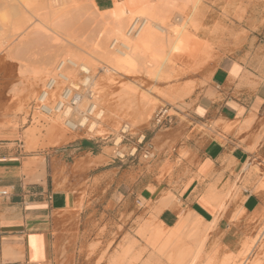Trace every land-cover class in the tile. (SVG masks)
I'll return each mask as SVG.
<instances>
[{
	"label": "crops",
	"instance_id": "0c3cea01",
	"mask_svg": "<svg viewBox=\"0 0 264 264\" xmlns=\"http://www.w3.org/2000/svg\"><path fill=\"white\" fill-rule=\"evenodd\" d=\"M90 1L100 11L112 10L116 2ZM263 30L256 34L264 36ZM250 41V51L216 62L205 86L187 102L184 120H176L157 140L162 150L175 146L174 154L162 153L160 163H180L161 182L113 168L72 181L70 190H57L53 174L68 157L77 150L82 151L78 159L99 156L91 140L59 157L44 156L26 151L29 133L19 121L0 118V264H57L61 251L69 264H140L151 250V233L175 229L187 211L207 226L214 213L200 198L211 185L221 194L233 190L239 177L234 194L240 197L218 222V240L233 239L230 232L245 226L243 220L232 221L238 208L247 218H260L264 190H256L254 169L264 168V40L255 48L258 38ZM182 152L189 158H181ZM168 196L173 197L170 206L158 211ZM107 211L114 212L113 219H106ZM94 238L102 249L91 252L87 248ZM113 239L110 249H103ZM138 252H143L139 262Z\"/></svg>",
	"mask_w": 264,
	"mask_h": 264
},
{
	"label": "bare ground",
	"instance_id": "6f19581e",
	"mask_svg": "<svg viewBox=\"0 0 264 264\" xmlns=\"http://www.w3.org/2000/svg\"><path fill=\"white\" fill-rule=\"evenodd\" d=\"M75 1L0 0V56L16 64L18 77L32 81L26 86L25 94L31 96L38 83L41 84L43 81L44 84L47 80L57 79L58 74L67 78L66 84L59 83L47 101L49 115L41 117L45 125L50 130L60 128L69 134L70 132L67 133L64 128L65 120L78 121L80 127L69 135L85 134L89 138H94L103 136L101 122L117 118L126 120L131 116L132 119L140 116L139 121L144 117L145 121H148L150 112L156 105L163 107L167 104L172 107L166 110L165 115L173 112V109L181 108V99L189 93V89L175 93H161L154 91L153 88L142 90L140 89L142 81L134 79L145 78L158 82L168 71L170 73V64L178 54H185L184 50L188 48L187 56L194 57L200 49L202 50L198 48L197 41L191 46L188 45L185 37L189 39L191 36L188 34L187 37L183 32L190 21L183 18L182 10L177 9L179 12L176 10L179 1L194 7L198 0H116L114 8L108 11L97 10L90 0H80L87 2V7H83L82 4L81 7L77 5L80 1L77 3ZM4 68L10 70L8 65ZM117 78L128 80L129 84L125 83L126 86L121 90L119 87L120 91L117 90V95L114 94L117 102L120 101V109L113 115L111 112L113 110L110 111L109 103L107 104L111 99L108 100L109 93L106 92L113 82L116 85ZM63 86L81 93L79 104L71 112L69 109L65 112L57 111ZM17 94L14 93V98ZM39 94L40 92L36 94L37 96L34 95L36 101ZM91 106L95 107L96 118L84 119L83 116ZM74 114L80 115L81 118L75 120ZM135 124V121L131 123L133 126ZM120 126V129L123 128L126 132L133 128L130 129L129 124ZM64 133L61 135L65 136ZM122 141L123 136L120 133L114 137L115 146ZM233 191L227 190L225 194H221V191L211 185L207 193L200 198L201 203L210 207L214 213L210 223H206L207 227L205 228L203 224L201 225L204 228L198 225L202 223L201 218L187 211L179 216L180 221L175 229L167 231L168 233L159 229L150 234L147 243L151 250L140 264H159L155 260L159 255H164L170 264H196L198 254L206 241V233L215 226L217 216L225 213L228 198ZM171 201L172 196L162 199L157 210L168 208ZM187 239L193 240L195 249L193 254L190 253L192 247L184 243ZM263 239L264 227L258 225L253 238L243 243L240 251L222 264H259L257 263L259 260L255 261L249 256H252L256 244ZM172 249L175 251L174 254L170 253ZM127 250L128 248L123 251ZM142 253L136 255L134 259L138 261ZM114 261L115 264L116 260Z\"/></svg>",
	"mask_w": 264,
	"mask_h": 264
},
{
	"label": "rangeland",
	"instance_id": "374dc122",
	"mask_svg": "<svg viewBox=\"0 0 264 264\" xmlns=\"http://www.w3.org/2000/svg\"><path fill=\"white\" fill-rule=\"evenodd\" d=\"M79 1L76 0L75 2L77 3ZM83 1H80L77 5L81 6L82 4L83 7H87V2L85 3ZM182 2L183 1H179L177 3L176 10H182L181 14L183 18L190 21V24L188 22L190 27L187 26L185 29L186 32L184 31L183 33H186L187 37L190 35L191 38L189 39H192L191 41L193 42L189 41L186 37L185 39L188 41L189 46L195 44L196 42L194 43V41H197L196 44H199L198 48H202V50L198 49L199 51L194 57L187 56L186 52H188V48L184 50V52L186 51L185 54H178L173 59L174 62L172 61L170 64V73L168 71V73L165 74L158 82H153L150 79L148 80L145 78L134 79L136 81L139 79L142 81L143 85L141 84L142 88H140L142 90H150L153 88L154 91L156 90L161 93H175L182 89H189V93L184 95L183 99H181V108L173 109V112L171 111L167 113L163 117L162 123L159 125H156L154 118L155 114L158 112L157 108H160L156 105V107L152 110L153 112H150V120L148 121H145V118L142 116V121H139L141 120L139 118L140 116H137L135 119H132L133 117L131 116L126 118V120L117 118V121L108 120L109 122H101L100 127L103 136L89 138L85 134L69 135L71 133L67 131L66 132L69 134H66L60 128H58V130H50V128L46 126L42 120L44 115L38 111L36 100L34 99V95L37 96L36 94L40 92L39 90L42 88L43 81L41 84L38 83L39 85L34 88V92L31 96L26 95L24 92L25 88L31 84L32 81L18 77L16 64L14 62L4 60L3 57L0 56V118L12 116L16 121L20 122L24 133H29V137L24 139V147L26 151H35L44 156L57 155L59 157L62 154L69 153V151L73 149L79 148V144L81 142L83 143V141L85 142V140L90 139L93 144L92 147L95 155H99L96 158L88 156L87 158H89V160L86 161V159H78L82 151L77 150L75 152L76 156H73L72 158L68 157L67 162L61 163L56 172L53 174L57 190H70L73 187V184H71L72 181L81 177L91 176L100 170L113 168L120 170V173L133 171L138 174H146V176L154 178L155 181L161 182L163 176L167 174V172H171L174 168H177L180 163L179 161L173 163H169L168 161L160 163L162 160V153L164 152L169 155L174 154L175 146L170 145L167 148H163L165 150H162L157 146V140L161 138V135H163V133L166 132L170 126L176 123V120H184L182 113L184 114L186 108L189 106L187 102H189L190 99L196 95V92L199 93L205 86V82L208 81L210 73L216 62L224 56L235 55L240 57L242 53L250 51L252 49L250 39L252 40L253 37L258 38L254 48L262 44L264 40L263 34H256L257 32H261L264 27V0H198L194 7L190 4L188 5ZM183 36L185 35H182V37ZM202 44L205 47H203ZM39 49L42 48L39 47ZM2 60H4V64L2 63ZM7 65L10 67V70L8 69V71L4 68V66ZM95 73L97 72H94V74ZM98 76L99 75H97V77ZM127 81L128 80L117 78L116 85L114 84L115 82H113L106 92L109 93L108 96L106 95L108 100L111 99V101L107 102V104L109 103L108 107L110 111L113 110L111 111L113 115L114 113L117 114V111L120 109V101L117 102L118 99L114 96V94H116L117 90L119 92L123 86L127 85V83L129 84V81ZM119 87L120 90L118 89ZM109 89L111 90L109 91ZM14 93H19L17 94L18 97L16 96V98H14ZM165 107L168 110L172 109V107L167 104ZM133 121L136 122L134 126L131 125ZM122 124H129V128H133L123 135V141L118 145L120 154L124 155V158L115 159L113 155L115 146L114 137L120 133V125ZM63 133L65 136L61 135ZM141 136H144L145 139L143 143L139 145L137 141ZM147 144L152 147V153L154 155L152 159H143L142 157L144 147ZM84 145L88 147L87 144ZM134 148H137V151L133 157H130L129 153L133 152ZM180 157L183 159L189 158V156L184 152L181 153ZM247 166L248 164L245 167ZM254 174L256 175L257 186H259L256 190H264V168H255ZM239 178L237 182L232 184L234 191L228 198V208H230L232 204L235 206V202H237L240 197H238L237 194H234L238 191L235 186L238 184ZM106 199H108V196ZM240 199L242 200V197ZM262 200L264 206V195ZM113 213L114 212L112 211H107L106 219H113ZM223 213L219 217L217 216V221L213 229L208 230L206 233V241L201 252L198 254L196 264H222L227 258L234 257V255L240 251L243 243L248 242L253 238L256 234L258 225L264 227V221H262L264 220V211L260 218L252 219L245 217L241 208H238L232 216V221L237 220V222H240L243 220L245 221V226L243 228H235L230 232L233 239L229 237L227 240H224V242H220L217 238L219 235L214 232V230L216 229L218 222L222 218H226L229 215L230 210L226 209L225 213ZM206 227L207 226H205V228ZM104 230L105 228L102 227L99 234H102ZM215 235L217 236L214 237ZM114 239L111 242H108L103 249L106 251L110 249ZM215 239L218 241L215 242ZM227 241L233 242H229V244H227ZM90 242L91 243L89 244L87 250L93 252L97 249H102V244L97 238H94ZM191 243L192 242L190 241L185 242V244L192 247L190 253L193 254L195 249L194 244ZM263 248L264 239L260 243L256 244L253 250L254 253L252 251V256H249L250 259H255V261L259 260L257 263L264 264ZM74 249L82 250L83 248L79 247ZM261 252L262 254H260ZM170 253L174 254L175 251L172 249ZM60 256L61 257L57 259V264L71 263L70 260L64 257V251H61ZM139 261L140 259L137 262ZM156 261L159 264H170L164 255L157 256Z\"/></svg>",
	"mask_w": 264,
	"mask_h": 264
},
{
	"label": "built area",
	"instance_id": "2783aa9c",
	"mask_svg": "<svg viewBox=\"0 0 264 264\" xmlns=\"http://www.w3.org/2000/svg\"><path fill=\"white\" fill-rule=\"evenodd\" d=\"M59 71V70H58ZM57 71V72H58ZM57 79H50L47 80L40 90V94L38 97V100L36 101L37 109L42 115H49L50 109L47 105V101L51 95V93L56 89L59 83H62L65 85L67 82V78L64 76L58 74ZM62 84V85H63ZM81 99V93L80 92H73L72 89L68 86H63L62 91L60 92V100L58 102V109L57 111H63L70 110V112L77 107ZM38 102V103H37ZM95 107L91 106L90 109L85 113L83 116L84 119H95L96 118V111L94 110ZM167 108L165 106L160 107L158 112L155 114V123L156 125H159L162 123L163 116L165 115ZM73 118L75 120L80 119V115L74 114ZM80 127V122H72L70 120H65L64 122V128L70 132L74 133L78 128ZM127 132L124 131V129H120V134L123 136ZM145 137L141 136L140 139L137 141L139 145H141L144 141ZM137 151V148H134L133 152L129 153L130 157H133ZM115 159H122L124 158V155L120 154V150L118 149V146H114V152H113ZM143 159H152L154 157L152 153V147L150 145H145L144 152H143Z\"/></svg>",
	"mask_w": 264,
	"mask_h": 264
}]
</instances>
